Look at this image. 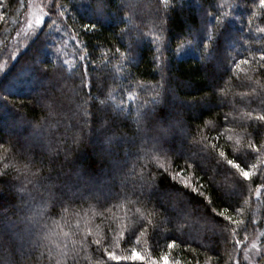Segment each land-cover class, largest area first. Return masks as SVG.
<instances>
[{
	"label": "trees",
	"instance_id": "1",
	"mask_svg": "<svg viewBox=\"0 0 264 264\" xmlns=\"http://www.w3.org/2000/svg\"><path fill=\"white\" fill-rule=\"evenodd\" d=\"M43 2L45 3L46 0ZM64 2L69 8V13L64 19L69 25L76 23L79 28L80 10L79 8L73 10V7L82 0H64ZM9 3L11 6L2 10L5 19L0 20V65L12 66L15 62L11 57L25 53V56L16 64L19 67L27 59L26 47L29 39L25 37L24 42L15 41L12 46L9 43L15 26L14 22L19 20L24 10V8H18L20 0H9ZM221 3L224 7L217 10L216 6ZM115 4L119 11L110 13V19L101 29L103 35L97 32L85 33L79 37V40H83L89 47L99 45L94 53L96 58L91 64L79 62L80 71L83 72L85 68L98 70L93 73L96 79L95 88L91 89L92 95L98 97V105L100 99L106 101V104L100 107H107L110 112L115 110L123 113L128 118L126 122L132 126L131 131L135 129V117L138 113L146 104L152 102L158 92H162L165 84L162 77L165 76V72L171 74L167 86L176 88L181 96L185 93L203 95L209 91L208 88H204L203 91L201 89L210 76L225 89L222 96L210 100L208 107L202 111L184 113L187 121V135L183 143L178 144L175 152H153L150 149L138 151L140 142L137 141L136 147H131L127 154L121 153L124 170L128 173L126 179L129 188L132 186V181L137 178L136 174L148 171L156 176L158 181L161 179L159 174H163L168 177L170 183H174L188 193L185 199L195 197L203 201L202 205L193 203V207L199 213H211L212 208H216L217 212L222 211L226 206L222 193L234 192L235 195L229 202L238 200L239 203L236 206L240 207L241 212L237 213L229 209L226 215H231L236 220H244L247 230H239L238 235L230 236L226 245L219 237L203 233L198 226H187L181 234L177 231H169L171 225L154 220L157 227L156 235L150 231L145 236H139L137 232L139 240L133 237L131 242L125 243L119 238V233L122 231L127 233L131 224L125 216L128 211L126 202L111 201L105 213L107 219L93 215V213L104 212V208L97 206L95 202L78 204L75 207L86 211L88 213L86 219L89 221L87 225L83 220L80 221L82 229L80 235L82 236L84 231L92 232V235L87 237L88 243L83 245L84 250L80 253L78 264H151L153 260L159 262L160 256L169 252L170 259L180 260L182 264H187L188 261H191V264H196L197 261L199 264H206V261L208 264H244L241 249L252 239L258 238L261 243H264V134L247 135L252 132L247 125L256 123L249 120L247 113L252 112L253 116L264 114V104L260 103L259 98L253 99L251 96L252 87H258L260 95H264V76L253 72L251 65L242 64L240 66L242 70H237L223 58L210 69H205L198 62V54L194 48L179 59L173 53L180 45L186 46L188 41L198 40L206 23L215 25V15L227 12L230 13L229 16L221 17L227 25L229 34L228 43L225 45L227 52L224 55L229 58L235 57L237 61L251 59L253 53L258 56L257 49L264 48V34L256 32L255 29L264 28V7L260 6L259 0H183L182 4L180 0H169L168 10H165L159 0H115ZM172 4L176 5L174 9L171 7ZM205 9L213 11L214 15L206 16ZM253 13H256L254 17ZM83 22L88 21L85 19ZM121 30L124 33L130 32L131 38L136 41L134 60L132 62L123 60L117 54L111 60V67L105 68L101 61L107 63L106 53L111 55L116 48H119L122 53L128 54L129 36L125 35L123 39H120L119 35H113L120 34ZM75 31V29H69L70 35H64L61 32L57 37L59 39L63 36V39L68 41L67 47L58 46L62 47V57L69 61L76 60L75 45L78 41L71 39ZM53 60L55 63L50 65V73L58 72L61 64L60 60L55 59L54 54ZM100 69H103L105 73H111L106 84ZM62 74L69 77L68 66H64ZM247 76L258 80L259 85L253 84L250 87ZM79 83L78 76H70L63 88V94L56 93V111L52 113L51 121L53 128L58 122L59 135L63 138L70 139L76 131L77 105L83 102L81 98L83 93L78 92ZM100 89L104 91L103 96L99 95ZM88 91L89 89H84L85 93ZM244 93L250 95L245 96ZM6 95V100H0V134L4 137L3 146L0 147V172L6 170L5 165L13 169L20 168L22 165V161L12 152L11 145L8 143L11 137L6 129L7 117L12 119L11 128H9L10 133L15 136L12 139H22L26 131L18 123V113H25L28 119H39L41 116L40 109L36 108L38 93L28 90L27 85H15L7 90ZM156 98L160 99V97ZM220 100H225V103H220ZM89 107L92 110L91 105ZM225 116L228 117L227 120ZM96 118H99V113ZM125 130L128 131V129ZM97 140V136L92 135L86 144L80 146L78 155L81 159L91 158L88 148L90 145L95 146ZM248 140L255 143L259 149L252 158L248 155L252 151L248 147ZM4 149L8 151L5 152ZM220 152H224L225 157H220ZM227 159H234L237 163H241V166L257 165L255 169H252L255 175L250 180H243L235 169L227 165ZM225 169L228 170L227 173ZM11 175H16L15 170ZM237 182L243 186L242 196L239 194L240 187ZM185 183H190L196 191L185 189L183 187ZM131 198L135 199V197ZM17 202L16 193L7 187L0 191V203H3L5 207L12 208ZM117 203L123 206L113 207ZM205 205L207 208L204 207ZM147 207L151 210L152 205L149 204ZM219 219L222 220L221 227L228 224V221L223 220L222 217ZM76 222V219L70 221L72 225ZM48 224L49 230L41 234L39 247L26 249L23 255L16 253L19 264H56L55 260L49 259V249L54 252L55 243L61 240L68 242V238L63 237L62 232L69 231V226L64 223L60 215L52 216ZM109 226L114 231L110 234V240L104 242L105 232ZM232 227L237 226L232 225ZM245 236L248 237L247 240L244 239ZM170 237H176V243L179 245L171 251L166 247ZM73 239L79 241L80 236ZM96 239L102 241L99 249L92 243ZM235 240H241L242 244L233 252L232 243ZM117 244L119 247L115 246ZM71 247L69 243V248ZM76 247L80 248L81 244L77 243ZM133 248L144 257L143 260L131 259ZM105 249L122 259L109 260ZM230 252L232 259L228 256ZM59 259L61 264H73L72 260Z\"/></svg>",
	"mask_w": 264,
	"mask_h": 264
},
{
	"label": "snow or ice",
	"instance_id": "2",
	"mask_svg": "<svg viewBox=\"0 0 264 264\" xmlns=\"http://www.w3.org/2000/svg\"><path fill=\"white\" fill-rule=\"evenodd\" d=\"M159 2L164 5L165 10L169 9V0H159ZM182 2L183 0H180L181 4ZM259 2L260 6L264 7V0H259ZM10 6L9 0H0V20L5 19L2 10ZM27 7L29 5H26L24 0H20L18 8ZM171 7L174 9L176 5L172 4ZM216 7L219 10L224 5L221 3ZM76 8L80 10L79 28L76 23L69 25L64 19L69 13L64 0H46L40 7V14L26 16L20 28V32L29 39L26 47L27 59L17 67L16 64L25 56V53H21L19 56L11 57L15 62L12 66L0 65V94H2L0 100L7 99V90L15 84L27 85L28 90L37 91L36 108H39L41 113L39 119H28L25 113H18V123L25 128L26 135L22 139L9 138L8 140L12 152L22 161V165L17 169L5 165L6 170L0 172V191L7 187L16 193L18 201L12 208L0 203V264H19L16 253L23 255L26 249L39 247L41 234L49 230L48 221L54 215H60L64 223L69 226V231L62 232V236L68 238V242L61 240L55 243V251L49 249V259L55 260L56 264H61L59 258L72 260L73 264H78L80 253L84 250L83 245L88 243L87 237L91 236L92 232L88 230L84 231L82 236L80 235L82 231L80 221L83 220L87 225L88 213L75 206L95 202L97 206L104 208V212L93 213V215L107 219L105 215L108 211L107 205L113 200H123L128 206L125 216L131 224L127 233L123 231L119 233V238L125 243L131 242L133 237L139 240V236H145L150 231L156 235L157 227L154 220H158L171 225L169 231H177L181 234L187 226H198L203 233L219 237L227 245L230 236L238 235L239 230H247L244 220H236L231 215H226L229 209L237 213L241 212L240 207L236 206L239 203L238 200L229 202L235 195L234 192L222 193L226 204L222 211L217 212L216 208H212L211 213H199L193 207V203L202 205L203 201L195 197L185 199L188 193L174 183H170L168 177L163 174H159L161 175L159 181L148 171L136 174L137 178L132 181V186L129 188L126 179L128 173L124 170L125 165L121 156L122 152L127 154L131 147H136L137 141L140 142L138 151L150 149L153 152H175L178 144H182L187 135V121L184 113L202 111L208 107L210 100L222 96L225 89L210 76L201 89L203 91L204 88H208L209 91L203 95L185 93L181 96L176 88L167 86L171 74L165 72V76L162 77L165 80L162 92L156 94V97L160 99L153 97L152 102L143 107L135 117V129L131 131L132 126L126 122L128 118L123 113L115 110L110 112L107 107H100L105 105L106 101L100 99L98 105V97L92 95L91 89L95 88L96 79L93 73L98 70L85 68L81 72L79 63L91 64L96 58L94 55L96 48L99 47V45L89 47L83 40H79V37L85 33L100 32L103 35L101 29L110 19V13L119 11L115 0H82L74 5L73 10ZM18 14H20L19 11ZM205 15L212 17L214 12L205 9ZM229 15L230 13L227 12L215 15V25L206 23L198 40L195 42L190 40L186 46L180 45L173 55L179 59L194 48L198 54V62L205 69H210L223 58L227 63L234 65L237 70H242L240 67L242 64L251 65L253 72L264 76V71H260L264 70V48L257 49L259 55L253 53L251 59L237 61L235 57L229 58L224 55L227 52L225 45L228 43L229 34L227 25L221 17ZM255 15L256 13H253V17ZM85 19L87 23L83 22ZM249 24L251 25V18ZM69 29L76 30L75 35H71V39L78 41L75 45L76 60L73 61L63 58L62 47L58 46L67 47L68 41L63 39V36L57 39L61 32L64 35H70ZM255 31L264 34V28L257 27ZM113 35H119L120 39H123L125 35L129 36L128 54L125 55L119 48H116L111 55L106 53L107 63L101 61L105 68L111 67V60L117 54L123 60L129 62L134 60L136 41L131 38L130 32L124 33L121 30L120 34L114 33ZM53 54L56 60L61 61V64L58 72L50 73L49 67L55 63ZM64 66H68L69 77H79L78 92L83 93L81 97L83 102L77 105L76 131L70 139L60 136L58 122L53 128L51 121L52 113L56 111V93L63 94V88L69 78L62 74ZM99 71L104 76L106 84L111 73H105L103 69ZM247 81L250 87L253 84L259 85V81L254 80L252 76H247ZM73 85L75 86L74 81ZM84 89H89V91L85 93ZM99 95H104L103 89L99 90ZM244 95L249 96L250 94L244 93ZM251 96L253 99L259 98L260 103L264 104V95H260L258 87H252ZM220 103H225V100H220ZM97 113H99V118H96ZM247 116L249 120L256 122L247 125L252 129V132L247 135L264 134V114L253 116L252 112H248ZM225 119L227 120L228 117L225 116ZM92 135L97 136L98 140L95 146L90 145L88 148L91 158L81 159L78 155L80 146L86 144ZM3 142L4 137L0 134V147L3 146ZM248 147L252 150L248 154L249 158H252L259 149L251 140H248ZM4 151L7 152L8 149ZM219 155L222 158L225 157L224 152H220ZM226 163L230 168L235 169L243 180H250L255 175L252 171L257 167L255 164L241 166V163H237L234 159H227ZM188 166L191 167V165ZM13 170L16 172L15 176L11 175ZM227 171L225 169L226 173ZM237 184L239 185V182ZM183 187L191 189L192 192L196 191L190 183H185ZM239 187V194L242 196L243 186L239 185ZM117 188L118 191L115 190ZM149 204L152 205L151 210L147 207ZM122 206L119 203L113 205V207ZM204 207L207 208V205ZM142 208L143 211H141ZM220 217L228 221V224L221 227ZM72 219H76L75 225L70 223ZM232 225L237 227H232ZM113 231L109 226L105 232L104 242L110 240V234ZM77 236H80L79 241L73 239ZM244 239L247 240L248 237L245 236ZM176 240V237H170L166 245L167 249L171 251L177 248L179 245ZM69 243L72 245L71 248H69ZM77 243L81 244L80 248L76 247ZM92 243L99 249L102 241L96 239ZM181 243L186 242L181 241ZM241 244V240H235L232 243L233 252ZM115 246L119 247V244ZM241 250L248 264H264V243L254 242L250 247L245 246ZM105 253L109 260L122 259L107 249ZM228 256L229 259L233 258L231 252ZM131 259L143 260L144 257L133 248ZM160 262L162 264H182L180 260L170 259V252L161 255L159 262L153 260L151 264H160ZM187 264H191V261ZM196 264H199V261ZM206 264H208L207 261Z\"/></svg>",
	"mask_w": 264,
	"mask_h": 264
},
{
	"label": "rangeland",
	"instance_id": "3",
	"mask_svg": "<svg viewBox=\"0 0 264 264\" xmlns=\"http://www.w3.org/2000/svg\"><path fill=\"white\" fill-rule=\"evenodd\" d=\"M24 3L26 5H29V7L24 8L23 13L19 17V20L17 22H14V25H15L13 27L14 30L11 32V38L9 40V43H11V46H12L13 43H15V41L24 42L23 38H25L26 36L22 32H20V28L22 26V22L25 20L26 16L27 17H31L33 14L39 15L40 14V7L42 6V4L44 2H43V0H24ZM15 85L18 86V84H15ZM11 123H12V119H10V117L8 116L7 120H6V124H7L6 129L8 130L7 132L9 134V136L11 138H15V136L13 134H11L10 131H9V128H11ZM254 242L257 243V244H261V241L258 238H256V239L250 240V242H248L245 246L250 247V245L252 243H254ZM241 253H242V258L244 260V264H248V261L244 259V255H245L244 252L241 251Z\"/></svg>",
	"mask_w": 264,
	"mask_h": 264
}]
</instances>
